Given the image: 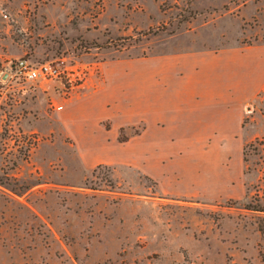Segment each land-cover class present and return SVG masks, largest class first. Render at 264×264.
<instances>
[{"label": "rangeland", "instance_id": "374dc122", "mask_svg": "<svg viewBox=\"0 0 264 264\" xmlns=\"http://www.w3.org/2000/svg\"><path fill=\"white\" fill-rule=\"evenodd\" d=\"M19 58L61 74L16 79ZM160 69L200 72L213 134L153 126ZM0 264H264V0H0Z\"/></svg>", "mask_w": 264, "mask_h": 264}, {"label": "crops", "instance_id": "0c3cea01", "mask_svg": "<svg viewBox=\"0 0 264 264\" xmlns=\"http://www.w3.org/2000/svg\"><path fill=\"white\" fill-rule=\"evenodd\" d=\"M193 72L194 71H191L190 73L185 72L183 74V72H181L176 74L175 71L171 69H160L153 73H139L140 84L142 86V93L140 94L139 100L140 105L143 106L144 111L146 110L145 112L153 114V117L150 119L153 126L164 133L166 132L173 135L174 139H189L198 137L206 131L213 134L215 130H217V127L215 126H210L209 129L205 126H201V122H195L193 117L192 119H189L192 115L191 111H197L196 107L204 104H220V99L215 94L213 97L211 94L208 99H205L206 102L202 101L199 103L200 100L198 101L199 104L193 102L195 94L201 93L202 95L201 89L204 87V85L200 87L201 85L195 84L196 80L199 81L198 76L200 75V72ZM100 77V82H104V78L110 82V72H102ZM92 114L97 126H99L104 132L107 131L110 126V90L101 92L100 97L97 99L95 104V111L93 110ZM218 118H221V116L219 115ZM105 120L108 121L107 128H104L101 124V121ZM147 122L148 121L146 119L144 123L145 126H142L143 123L141 122L142 125L138 134L128 137L122 143H124V145H129L137 138L145 136L143 132L146 128ZM108 145H110L108 144V141L103 144L105 147ZM147 149L148 147L146 146V151ZM150 149L154 150L152 146ZM183 149H186L185 146ZM100 162L105 164H110L111 162H121L134 168H139L141 165L132 158L121 160L117 158L110 159V156H105L102 159H95L92 164L94 165L95 163Z\"/></svg>", "mask_w": 264, "mask_h": 264}, {"label": "built area", "instance_id": "2783aa9c", "mask_svg": "<svg viewBox=\"0 0 264 264\" xmlns=\"http://www.w3.org/2000/svg\"><path fill=\"white\" fill-rule=\"evenodd\" d=\"M10 68L14 69L16 79L33 81L37 79H53L61 73L57 66H52L47 62L34 64L32 61L19 58L10 63ZM60 106H57L59 108Z\"/></svg>", "mask_w": 264, "mask_h": 264}]
</instances>
